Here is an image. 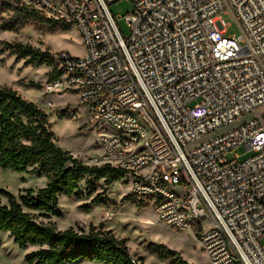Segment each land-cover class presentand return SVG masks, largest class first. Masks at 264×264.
Returning <instances> with one entry per match:
<instances>
[{"label":"built area","instance_id":"2783aa9c","mask_svg":"<svg viewBox=\"0 0 264 264\" xmlns=\"http://www.w3.org/2000/svg\"><path fill=\"white\" fill-rule=\"evenodd\" d=\"M19 1L80 34L84 55L53 56L61 74L44 89L86 108L95 165L123 172L207 264H264V0H128L126 36L108 8L117 0ZM239 146L251 155L228 159Z\"/></svg>","mask_w":264,"mask_h":264},{"label":"rangeland","instance_id":"374dc122","mask_svg":"<svg viewBox=\"0 0 264 264\" xmlns=\"http://www.w3.org/2000/svg\"><path fill=\"white\" fill-rule=\"evenodd\" d=\"M132 3L128 0H117L109 5V11L114 16L117 28L121 35L128 34L125 20ZM223 21L228 25L229 34L240 35L239 24L230 10L221 14ZM9 21L14 24L13 31H0V40L11 42L13 40L29 44L35 48H49L52 56L60 51L68 52L73 57L84 55V46L80 34L73 26L63 30V26L56 23H41L24 15H18L15 4L0 0V22ZM54 67L41 65L35 68L24 65L23 60H16L6 52L0 54V84L18 89L17 91L29 101L40 106L48 115V121L54 134L56 144L67 150L73 156L87 165H95L99 159V150L95 145L96 124L84 106L78 103L75 94L71 91L47 93L44 84L47 82L46 74ZM20 81L42 83L41 89L23 87ZM37 101V103H36ZM63 112L62 117L57 113ZM249 116H242L231 122L225 128L216 130L214 135L232 128L247 120ZM234 154L239 159L251 155L243 146L234 148L226 157L232 158ZM90 181L95 187V193L80 200L73 196L60 195L57 200L56 212L60 215L45 216L37 212V220L50 221L57 229L73 227L88 231L89 226L109 229L118 239H124L128 253L139 264H168L169 257L159 256L148 251L150 244H162L167 249L177 252L179 258L186 264H207L206 257L198 243L187 233L179 232L166 226L162 222H155L153 208L150 203H141L140 200L129 194L125 179L104 185L103 179L95 180L85 177L79 183L84 192L85 181ZM45 179L27 172H13L0 169V190L9 192L15 197L23 194L22 190H34L43 187ZM99 193L100 198L108 200L109 205L91 207L88 211L80 208L82 204H89L90 199ZM127 196L129 199L123 200ZM7 200L0 195V204ZM210 221L207 222V225ZM264 243V236L261 238ZM34 247L19 248L13 243L7 232L0 231V264H28L24 254L34 250ZM71 264H100L94 261H74Z\"/></svg>","mask_w":264,"mask_h":264},{"label":"trees","instance_id":"16d2710c","mask_svg":"<svg viewBox=\"0 0 264 264\" xmlns=\"http://www.w3.org/2000/svg\"><path fill=\"white\" fill-rule=\"evenodd\" d=\"M5 1L15 4L18 15L41 23H55L19 0ZM14 27L9 21L0 22V31H13ZM71 27L65 25L63 30ZM5 52L32 68L54 63L49 48H35L16 40H0V54ZM60 74L61 71L54 66L46 74L47 81ZM19 83L27 88L42 87V83L32 81ZM57 116L62 117L63 112H58ZM0 169L27 172L45 179L43 187L23 189V194L18 197L0 190V195L7 200L6 204H0V231L7 232L19 248H35L24 254L28 264H71L81 259L101 264H132L125 240L116 238L101 224L98 227L90 225L88 231H84L73 227L57 229L50 221L37 220L35 212L45 216L60 215L55 211L60 195L78 200L93 195L95 187L89 180L85 181L84 192L79 188L85 177L103 179L104 185L109 186L122 179L124 174L107 164L87 165L62 149L56 144L47 113L13 87L3 84H0ZM127 199V196L123 197V200ZM98 205H109L99 193L80 208L88 211ZM148 251L169 257L168 264H186L177 252L162 244H150Z\"/></svg>","mask_w":264,"mask_h":264},{"label":"crops","instance_id":"0c3cea01","mask_svg":"<svg viewBox=\"0 0 264 264\" xmlns=\"http://www.w3.org/2000/svg\"><path fill=\"white\" fill-rule=\"evenodd\" d=\"M18 90V89H17ZM19 91V90H18ZM36 103H37V101H36ZM38 104V103H37ZM78 261H82V259L81 260H78ZM97 263V262H96ZM101 264V263H100Z\"/></svg>","mask_w":264,"mask_h":264}]
</instances>
